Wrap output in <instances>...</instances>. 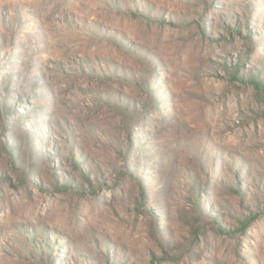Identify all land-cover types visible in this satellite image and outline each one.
<instances>
[{"label":"rangeland","instance_id":"rangeland-1","mask_svg":"<svg viewBox=\"0 0 264 264\" xmlns=\"http://www.w3.org/2000/svg\"><path fill=\"white\" fill-rule=\"evenodd\" d=\"M0 264H264V0H0Z\"/></svg>","mask_w":264,"mask_h":264}]
</instances>
